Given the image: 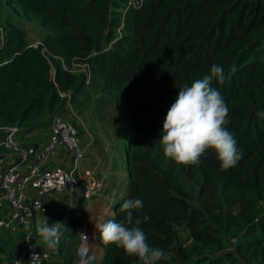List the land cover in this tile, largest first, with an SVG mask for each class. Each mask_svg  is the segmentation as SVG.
Returning a JSON list of instances; mask_svg holds the SVG:
<instances>
[{
    "label": "trees",
    "instance_id": "16d2710c",
    "mask_svg": "<svg viewBox=\"0 0 264 264\" xmlns=\"http://www.w3.org/2000/svg\"><path fill=\"white\" fill-rule=\"evenodd\" d=\"M1 9L37 19L45 34L33 46L10 16L1 22L0 138L9 125L49 129L55 115L80 130L72 115L88 110L115 146L124 144L126 189L108 220L120 222V206L141 199L133 215L149 246L164 252L156 264H264V115H257L264 113V0H0ZM213 64L224 69L212 87L229 109L226 128L242 154L224 171L212 149L197 165H178L159 140L178 91ZM67 91L71 108L59 94ZM75 193L76 203L48 218L67 220L60 257L48 264H74L65 242L100 196L85 198L83 186L64 195ZM7 213L0 210V218ZM25 234L0 229V264L14 258ZM104 247L100 264H141L114 244Z\"/></svg>",
    "mask_w": 264,
    "mask_h": 264
},
{
    "label": "built area",
    "instance_id": "2783aa9c",
    "mask_svg": "<svg viewBox=\"0 0 264 264\" xmlns=\"http://www.w3.org/2000/svg\"><path fill=\"white\" fill-rule=\"evenodd\" d=\"M7 33L0 22V50L6 41ZM38 42L32 43L36 46ZM2 62H0L1 64ZM67 97L69 91L60 92ZM50 136L43 146L27 144L20 146L16 140L19 127L9 125L2 128L0 138V210L8 208L5 217L0 218V229L10 232L30 227L24 235L18 253L11 261L2 264H48L59 259L60 247L53 251L40 249L32 242V230L36 215L48 211L46 198L54 194L73 193L79 183L85 186L84 196L89 199L102 187V182L91 179L90 170H82L87 145L81 142L70 118L55 115L51 118ZM64 155L61 156V153ZM60 157V161L53 159ZM57 160V161H56ZM87 178V181H85ZM91 179V180H90ZM31 192L33 194H31ZM31 236V239L29 237ZM83 247L79 255L83 256Z\"/></svg>",
    "mask_w": 264,
    "mask_h": 264
},
{
    "label": "clouds",
    "instance_id": "9594fccd",
    "mask_svg": "<svg viewBox=\"0 0 264 264\" xmlns=\"http://www.w3.org/2000/svg\"><path fill=\"white\" fill-rule=\"evenodd\" d=\"M235 70L233 65L230 72ZM213 80H224V69L216 64L202 78L193 80L190 86L178 91L164 119L160 144L165 157L178 165L199 164L201 156L208 149L216 153L222 171L236 166L242 158L234 135L226 128L229 109L220 92L212 87ZM142 207L141 199H128L119 209L125 214L123 220H108L96 225V229L105 245L114 244L122 248L125 255L138 257L141 264H156L164 258V252L149 246L146 234L140 227L142 220L133 215ZM147 219L145 216L144 220ZM64 227L62 222L49 223L48 218L43 216L36 223L35 232L48 249L55 251ZM81 264L89 262L84 260Z\"/></svg>",
    "mask_w": 264,
    "mask_h": 264
},
{
    "label": "rangeland",
    "instance_id": "374dc122",
    "mask_svg": "<svg viewBox=\"0 0 264 264\" xmlns=\"http://www.w3.org/2000/svg\"><path fill=\"white\" fill-rule=\"evenodd\" d=\"M8 16H10V14L5 9L0 10V22L3 23V20ZM10 17L17 26L25 31V37L29 43L38 42L45 34V29L41 26L40 22H38L37 19L31 18V16H19L18 19H16V15ZM85 101L86 102L84 103L87 105L88 100ZM76 114L77 117L72 115V118L75 120V124L80 127V130H76L81 142L87 145L86 155L90 156L84 157L81 162L82 170H90L91 179L101 181L102 187L91 196L100 195L96 203L86 209L84 216H80L84 226H76L74 229H71V236H68L64 248L70 240L71 247L73 248L72 250H74V264H81L82 261L86 260L88 255L90 257V264H100L105 247L99 238L100 234L96 229V225L105 223L108 221V217L109 219L112 217L113 205L120 201L121 196H123L126 189L127 174L124 161V151L121 148L124 144L123 142H120L119 146H115L117 139H113L111 137V133H106L104 128L99 123L93 124L90 116L88 115V110H85L83 114H80L79 112ZM49 136V129H38L32 133L30 131H21L17 134L16 140L20 146L27 144L34 145L35 143L40 147L48 141ZM90 136H93L92 142L89 139ZM94 136L96 138H94ZM63 155L64 152L61 153V156ZM56 157L57 156L53 159H56ZM102 159L106 161L102 162ZM98 173H100V175H98ZM85 181H87V178H85ZM81 186H83L85 191L84 184L80 182L79 187ZM31 194L33 193L31 192ZM79 194L80 193L68 196L64 194L48 196L46 198V201L48 202V211L44 215H36L34 224H36L43 216H46L47 218L51 217L55 211L61 210L65 205L72 206L76 203L77 196ZM107 195H110L111 197L109 200L106 198ZM260 205L264 206V200L260 201ZM4 208L8 211V208L4 206L1 210ZM66 222V219L62 222L65 227L67 226ZM29 229L30 227H26L22 230L27 231ZM62 230L63 228L61 231ZM12 237L15 238L13 239V241H15L13 242V245H15L13 247L18 248L20 243L16 241L17 236L13 234ZM35 242L39 246L42 241L38 238ZM81 247L85 250L83 256L79 255Z\"/></svg>",
    "mask_w": 264,
    "mask_h": 264
}]
</instances>
